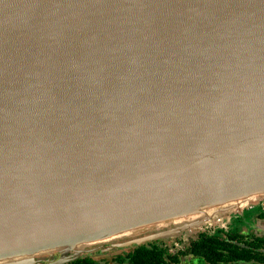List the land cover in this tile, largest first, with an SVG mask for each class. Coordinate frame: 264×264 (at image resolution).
I'll list each match as a JSON object with an SVG mask.
<instances>
[{
	"label": "water",
	"instance_id": "water-1",
	"mask_svg": "<svg viewBox=\"0 0 264 264\" xmlns=\"http://www.w3.org/2000/svg\"><path fill=\"white\" fill-rule=\"evenodd\" d=\"M263 196L264 0H0V264Z\"/></svg>",
	"mask_w": 264,
	"mask_h": 264
},
{
	"label": "flooded vegetation",
	"instance_id": "flooded-vegetation-1",
	"mask_svg": "<svg viewBox=\"0 0 264 264\" xmlns=\"http://www.w3.org/2000/svg\"><path fill=\"white\" fill-rule=\"evenodd\" d=\"M218 221L219 225L205 226L195 234H188V240H153L167 254L166 261L157 264H264V198L243 212ZM154 232L91 246L81 257L64 264L79 260L88 261L80 264H133L129 252L134 246L150 241L118 244Z\"/></svg>",
	"mask_w": 264,
	"mask_h": 264
},
{
	"label": "trees",
	"instance_id": "trees-1",
	"mask_svg": "<svg viewBox=\"0 0 264 264\" xmlns=\"http://www.w3.org/2000/svg\"><path fill=\"white\" fill-rule=\"evenodd\" d=\"M157 241H150L142 245H136L129 252L128 256L133 264H157L161 260L166 261L167 254L163 250H160L158 245H155ZM158 258V259H156ZM177 258V257H176ZM87 260H79L71 264H80ZM88 262V261H87Z\"/></svg>",
	"mask_w": 264,
	"mask_h": 264
},
{
	"label": "rangeland",
	"instance_id": "rangeland-1",
	"mask_svg": "<svg viewBox=\"0 0 264 264\" xmlns=\"http://www.w3.org/2000/svg\"><path fill=\"white\" fill-rule=\"evenodd\" d=\"M262 198H264V196L263 197H260V198H258V199H255V200H253V201H250L243 209H239V210H234V211H232V212H228V213H225V214H219V216H220V218L219 219H221V218H227V217H230V215H232V214H235V213H241V212H243V210L244 209H246L247 207H249L250 205H252V204H254V203H257L259 200H261ZM219 221H218V217H215V218H213V220L211 221V222H209V223H207V224H205L203 227H201L200 229H197V230H192V231H189L188 233H181V234H179V235H177V236H171V237H166V238H164V239H166L167 241H170V242H172L173 240H175V239H185V240H188V234H195V233H197V232H199V231H201V230H203L204 228H205V226H209V225H216L217 223H218ZM218 225H219V223H218ZM162 229V227H158V226H153V227H151V228H148V229H145V230H141V231H138V232H136V233H134V234H132V235H128V236H124V237H122V238H126V237H135V236H138V235H141V234H144V233H149V232H153V231H159V230H161ZM122 238H120V239H122ZM110 242H112V241H110ZM105 243H109V242H105ZM105 243H100V244H105ZM97 245V244H96Z\"/></svg>",
	"mask_w": 264,
	"mask_h": 264
}]
</instances>
